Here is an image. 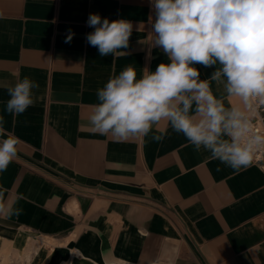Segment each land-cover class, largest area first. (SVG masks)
<instances>
[{"label":"crops","instance_id":"crops-1","mask_svg":"<svg viewBox=\"0 0 264 264\" xmlns=\"http://www.w3.org/2000/svg\"><path fill=\"white\" fill-rule=\"evenodd\" d=\"M91 13L133 22L125 55L101 57L86 42ZM150 16L149 0H0V115L21 141L0 189L23 209L0 216V263L264 264V170L254 159L234 171L166 121L126 141L89 125L111 76L168 62L151 45ZM196 67L201 79L215 70ZM26 76L39 85L35 103L14 117L7 87Z\"/></svg>","mask_w":264,"mask_h":264},{"label":"clouds","instance_id":"clouds-1","mask_svg":"<svg viewBox=\"0 0 264 264\" xmlns=\"http://www.w3.org/2000/svg\"><path fill=\"white\" fill-rule=\"evenodd\" d=\"M154 12L151 45L168 62L154 71L144 68L138 78L132 65L109 78L97 90L89 125L100 135L126 141L149 136L166 121L194 150L234 171L252 165L264 150V132L257 130L254 113L264 109V0H149ZM94 29L86 42L101 57L126 54L134 25L126 19L109 20L91 13L86 21ZM75 33L65 40L70 43ZM196 65L215 68L201 79ZM212 82L223 86L227 98L239 105L225 107ZM38 83L29 77L7 87L4 111L18 117L35 103ZM193 104L195 108L193 110ZM0 115V173L18 155L20 139L5 128ZM163 136L153 135L161 141ZM23 209L9 205L0 189V216H19Z\"/></svg>","mask_w":264,"mask_h":264},{"label":"built area","instance_id":"built-area-1","mask_svg":"<svg viewBox=\"0 0 264 264\" xmlns=\"http://www.w3.org/2000/svg\"><path fill=\"white\" fill-rule=\"evenodd\" d=\"M257 130L264 132V109L254 113ZM254 161L264 170V150L259 151L254 156Z\"/></svg>","mask_w":264,"mask_h":264},{"label":"rangeland","instance_id":"rangeland-1","mask_svg":"<svg viewBox=\"0 0 264 264\" xmlns=\"http://www.w3.org/2000/svg\"><path fill=\"white\" fill-rule=\"evenodd\" d=\"M18 258V257H17ZM17 258H15V259H11V257L9 256L8 257V259H6V260H1V262H3V263H0V264H11V263H16V262H18L19 261V259H17Z\"/></svg>","mask_w":264,"mask_h":264},{"label":"bare ground","instance_id":"bare-ground-1","mask_svg":"<svg viewBox=\"0 0 264 264\" xmlns=\"http://www.w3.org/2000/svg\"><path fill=\"white\" fill-rule=\"evenodd\" d=\"M108 264H127V263H123V262H114V263H108Z\"/></svg>","mask_w":264,"mask_h":264}]
</instances>
